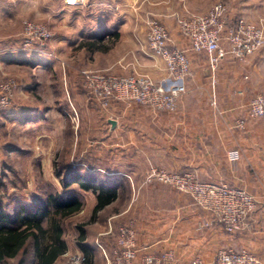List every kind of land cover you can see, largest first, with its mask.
<instances>
[{
    "label": "crops",
    "instance_id": "0c3cea01",
    "mask_svg": "<svg viewBox=\"0 0 264 264\" xmlns=\"http://www.w3.org/2000/svg\"><path fill=\"white\" fill-rule=\"evenodd\" d=\"M50 1L0 0V31L14 34L20 31L23 19L31 16L51 20L53 29L64 32L50 46L58 59L46 54L40 61L48 66L47 70L55 69L48 61L62 63L72 49L70 45L75 47L81 67L111 69L118 75L144 73L158 83L167 77L164 61L152 57L148 42L139 46L131 41L132 35L137 37L145 32L140 14L128 11L121 24L104 25L95 11L83 13L82 7L68 5L65 0L51 6ZM155 14L162 16L163 11L157 9ZM249 19L264 26V4L254 5ZM102 32L112 37L98 35ZM117 39L118 45H109ZM15 41L2 40L0 44L11 47L18 44ZM169 45L189 49L190 41L176 29ZM12 58L21 63L28 55ZM206 65L205 61L193 58V74L187 79V91L180 97L175 112H154L138 103L118 100L109 109L98 112L113 146L121 152V157L114 158L109 165V171L125 176L132 185L128 191L136 197L129 202L132 210L125 216L136 221L133 226L139 246L148 247L158 257L171 253L172 264H186L195 257L211 264L222 247L247 249L264 264V122L248 108L251 98L264 93V46L245 61L224 59L216 84L212 83ZM76 95L92 114L93 109L87 107L94 104L89 93L84 90ZM238 120L245 121L243 128L238 126ZM233 150L240 154L237 161L230 158ZM154 166L193 171L202 181L244 188L258 198V206L241 231L228 233L188 194L166 184H147L145 172Z\"/></svg>",
    "mask_w": 264,
    "mask_h": 264
},
{
    "label": "rangeland",
    "instance_id": "374dc122",
    "mask_svg": "<svg viewBox=\"0 0 264 264\" xmlns=\"http://www.w3.org/2000/svg\"><path fill=\"white\" fill-rule=\"evenodd\" d=\"M81 1V4L71 6L82 7L83 13H88L90 10L97 12L99 21L104 25H110L111 22L114 25L121 24L124 13L128 11L140 14L139 18L146 28L145 32L142 35L137 34V37L132 35L133 40L131 39L139 46L148 42L150 29L156 23L168 30L169 45L173 30L178 29L181 32L179 19H188L190 14H206L219 4L226 7L228 27H233L238 19L255 25V21L249 19L252 8L258 2L264 4V0ZM58 4V0L50 1L51 6ZM157 9L163 11L162 16L155 14ZM70 20L74 19L70 18ZM25 21L42 24L51 32L50 38L37 40L31 51L18 50L22 47L26 36ZM62 35H65L62 30L53 29L51 20L31 16L23 19L20 31L14 34L0 31V41H9L13 38L18 43L11 47L0 44V80L3 83L11 80L17 83L11 104L0 108V208L10 212L23 207L33 209L36 204H46L51 193L76 195L83 202V208L63 220L64 238L69 249L55 264H85V256L80 248V226L85 229V242L90 245L95 255L93 264H109L111 257L109 251L115 245L120 229L135 225V219L127 220L126 216L132 210L128 207L129 202L136 195L121 191L119 198L113 204L95 214L96 196L92 191H86L77 184L68 188L63 186V181L67 180V175L74 168L85 174L94 172L98 181H105L107 184L109 182L107 176L117 179L125 176L113 175L109 171V165H112L114 158L121 157V152L119 147L113 146L106 125L100 123L101 117L98 112L105 110L92 97L94 104L89 103L87 106L93 109V113L90 114L85 106L79 103L76 95L78 91L82 93L84 90L89 93L82 70L105 68L81 67L75 47L70 45L72 49L65 54L61 64L45 59L53 64L55 69L52 71L47 70L48 66L44 63H40L43 61V55L46 54L55 60L58 59L57 54L50 50V46ZM70 35L75 36L74 33ZM98 35L112 37L106 32ZM118 44L117 39L111 41L109 45ZM225 44L227 45V40ZM147 45L150 48L149 42ZM46 48L47 50H44ZM180 49L186 50L191 60L190 78L193 74L192 61L195 58L207 63L206 71L211 74L212 83L216 84L220 63L224 59L220 61L214 75L209 67V56L205 51L192 50L191 41L190 51L185 48ZM22 54L28 55V58L21 63H18L20 60L16 62L12 58L15 56L21 59ZM104 55L107 57L106 52ZM231 57L238 60L235 55L228 56ZM213 75L216 78L214 81ZM2 95L4 92H0V98ZM110 243L112 246L109 245ZM106 245L111 247L107 248ZM35 262V253L30 243L25 253L2 264H35Z\"/></svg>",
    "mask_w": 264,
    "mask_h": 264
},
{
    "label": "built area",
    "instance_id": "2783aa9c",
    "mask_svg": "<svg viewBox=\"0 0 264 264\" xmlns=\"http://www.w3.org/2000/svg\"><path fill=\"white\" fill-rule=\"evenodd\" d=\"M69 5H79L81 0H65ZM226 7L216 5L206 14H190L188 19H179L181 32L191 41V49L208 54L209 67L215 75L220 61L235 55L239 61L259 51L264 46V26L246 23L238 19L233 27L227 25ZM25 40L20 51H31L37 40L50 38L51 32L46 26L33 21H25ZM152 57H160L165 63L167 77L160 83L144 73L118 75L111 69L82 70L89 94L107 110L116 100L125 103L135 102L154 112H175L180 97L187 91V79L191 76V60L184 49L170 47L168 30L161 24L151 27L148 35ZM227 40V45L225 44ZM225 41V42H224ZM55 56V55H54ZM213 75V81L216 79ZM17 87L16 81L3 83L0 80V108L11 104ZM248 108L254 117L264 122V93H259L248 102ZM244 120L237 124L244 127ZM240 154L230 151L232 161ZM147 183H163L188 194L203 210L211 213L228 233L241 231L248 216L256 210L259 200L244 188L225 182L202 181L193 171H171L162 167H152L146 171ZM137 233L133 226L120 229L115 245L110 249L109 264H172L171 253L158 257L148 247L139 246ZM186 264H208L202 258L195 257ZM211 264H262L253 252L231 247H222L216 252Z\"/></svg>",
    "mask_w": 264,
    "mask_h": 264
},
{
    "label": "trees",
    "instance_id": "16d2710c",
    "mask_svg": "<svg viewBox=\"0 0 264 264\" xmlns=\"http://www.w3.org/2000/svg\"><path fill=\"white\" fill-rule=\"evenodd\" d=\"M70 172L63 186L68 188L77 184L86 191H92L96 196L95 214L113 204L121 191H128L130 187L125 177L107 176V184L98 181L94 172L85 174L78 168ZM82 208L83 202L76 195L63 193H51L46 204H36L33 209L23 207L10 212L0 208V264L25 253L30 243L35 253V264H55L69 249L64 238L63 220ZM85 240V229L80 226V248L85 264H93L95 255Z\"/></svg>",
    "mask_w": 264,
    "mask_h": 264
},
{
    "label": "water",
    "instance_id": "95a60500",
    "mask_svg": "<svg viewBox=\"0 0 264 264\" xmlns=\"http://www.w3.org/2000/svg\"><path fill=\"white\" fill-rule=\"evenodd\" d=\"M113 124H115V121H112Z\"/></svg>",
    "mask_w": 264,
    "mask_h": 264
}]
</instances>
